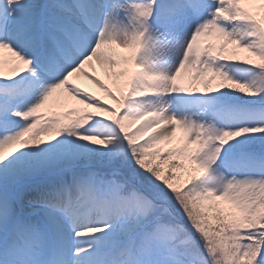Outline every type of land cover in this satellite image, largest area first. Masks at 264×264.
Here are the masks:
<instances>
[{"label": "snow or ice", "instance_id": "1", "mask_svg": "<svg viewBox=\"0 0 264 264\" xmlns=\"http://www.w3.org/2000/svg\"><path fill=\"white\" fill-rule=\"evenodd\" d=\"M0 264H264V0H0Z\"/></svg>", "mask_w": 264, "mask_h": 264}, {"label": "rangeland", "instance_id": "2", "mask_svg": "<svg viewBox=\"0 0 264 264\" xmlns=\"http://www.w3.org/2000/svg\"><path fill=\"white\" fill-rule=\"evenodd\" d=\"M8 71H10V66L8 64H5V75H9ZM97 72L103 76V72H102V70L99 67L97 68ZM87 82H88V84H87L86 88L88 90L93 91L97 95H104L102 89H100L98 86L92 84L88 80H87ZM45 138H47V137H45ZM176 143H177V141H173L172 143H165V144L161 145L160 147H163V148L174 147V146H176Z\"/></svg>", "mask_w": 264, "mask_h": 264}, {"label": "bare ground", "instance_id": "3", "mask_svg": "<svg viewBox=\"0 0 264 264\" xmlns=\"http://www.w3.org/2000/svg\"><path fill=\"white\" fill-rule=\"evenodd\" d=\"M4 55H5L6 60L10 57V53H8L7 51H5ZM6 64H7V63H6ZM98 67H99V66H97V68H98ZM8 74L10 75V74H11V71H8ZM77 81H78V83H80L83 87H85V88L87 87L88 82H87V80H86L85 78L81 77V78L78 79Z\"/></svg>", "mask_w": 264, "mask_h": 264}]
</instances>
